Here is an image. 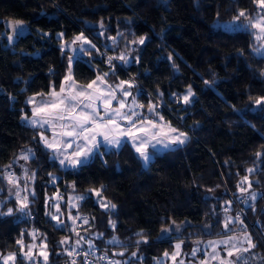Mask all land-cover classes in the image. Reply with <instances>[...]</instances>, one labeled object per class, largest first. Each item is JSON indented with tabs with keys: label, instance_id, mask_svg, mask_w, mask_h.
<instances>
[{
	"label": "trees",
	"instance_id": "1",
	"mask_svg": "<svg viewBox=\"0 0 264 264\" xmlns=\"http://www.w3.org/2000/svg\"><path fill=\"white\" fill-rule=\"evenodd\" d=\"M241 11L264 14L257 0H0V257L27 252L36 229L47 264H72L69 216L87 214L92 220L78 237L127 264H156L179 242L188 257L197 240L239 228L251 232L264 264V103L255 104L264 97V55L256 53L254 31L214 25ZM6 19L27 28L10 36ZM81 34L93 44L75 57V80L88 84L107 73L111 83L134 81L142 103L153 99L187 133L185 144L155 151L146 167L128 141L119 149L100 145L75 168L60 165L40 141L43 130L23 118L32 116L31 96L59 90L73 58L62 41ZM190 86L195 98L185 103L177 96ZM24 149L34 155L26 160L28 207L21 212L6 174ZM14 169L21 176V166ZM69 194L83 199L72 208ZM66 235L70 243H61ZM16 264L34 263L18 255Z\"/></svg>",
	"mask_w": 264,
	"mask_h": 264
},
{
	"label": "snow or ice",
	"instance_id": "2",
	"mask_svg": "<svg viewBox=\"0 0 264 264\" xmlns=\"http://www.w3.org/2000/svg\"><path fill=\"white\" fill-rule=\"evenodd\" d=\"M257 3L261 9H264V0H257ZM240 17H245V12L241 11L234 20H239ZM22 27V22L17 21L14 25V31L22 34ZM233 27H240V25L234 24ZM244 27L257 29L258 34H256V39L258 41L264 40V14L258 16L255 21L249 19L248 24ZM77 41H81L82 44L90 43L83 34L75 37L72 43H76ZM139 42L143 44L144 38H140ZM81 51H83L82 45ZM256 51L259 52L260 49H256ZM112 59L111 57L109 58V63H111ZM119 59L125 60V57L122 55ZM107 75V73H104L103 76L98 75L95 80L87 85H78L73 79L71 69L69 68V74L64 78L65 83L60 85L58 92L53 88L46 97L42 94V99L39 102H36L34 97L29 99L28 103L35 106L32 108L31 119L27 116L23 119L32 127L39 126L40 128H44L47 125L48 129L52 131L51 140L41 133L40 141L47 149L53 152L61 166L75 168L78 165H83L89 156L94 153V150L100 147L98 137H102L106 146H119L121 138L128 137L132 141L136 152L140 154L145 163L150 159L146 147L153 141L155 144L163 145L165 148H168L172 144L185 143L187 139L186 134L173 127L170 123H158L138 113L136 108L143 106L136 104L135 98L132 101L134 107H129L123 98L118 99L115 90L112 89L111 85L106 84L104 77ZM125 84H127L128 88L132 87L126 81H121L117 87L121 88L123 97H128L131 93L127 88L121 87ZM192 95L193 93L189 87L187 95L183 97L184 102L188 103ZM113 101H117L118 107L112 106ZM262 103H264V97L255 100V104L257 105H261ZM126 108L127 111H125ZM154 108L155 106L149 105L148 111L154 112ZM159 120L163 122V116H160ZM125 124L127 125L126 127L124 126ZM81 141L83 143H80ZM73 147L74 151L69 152L68 149ZM256 155L259 156L261 153H257ZM21 159L27 160L29 156L27 154L22 155ZM8 167L11 166L9 165ZM248 171L251 172L253 170L249 169ZM7 179L9 184L15 186L16 178L14 176L9 175ZM243 179L247 181V177ZM241 191L243 192L245 189L241 188ZM97 195H99V192H97ZM16 197L20 205L19 211L23 212L28 207L27 197L21 198L19 192L16 193ZM251 198L255 199V194ZM80 199H83V197H80ZM102 207L107 208L108 205L102 204ZM115 207L116 205H111V208L114 209ZM11 213L12 209H9L8 214ZM53 219H57V217L53 216ZM237 219L239 218L237 217ZM230 222V220L226 221L225 228L228 227V223ZM241 223L243 222L241 221ZM33 238H35V235H33ZM245 242L248 244V248H244L243 251H248L255 247V244L251 241V237L247 235H245L242 241H237L236 237H230L229 240L218 242L209 241V246L212 248L210 257L212 260H218L219 264H238L240 260L239 253L241 252V247H238V244L242 245ZM61 243H64V241ZM77 243L79 244V241ZM109 243L119 244L120 242L113 238ZM17 244L21 246V249L25 247L22 240H18ZM219 244L226 246L224 250L227 252V257H232L236 254V260L233 261L220 257L218 251ZM228 245H231V247H227ZM34 247L35 245H27V252L21 251L19 254L10 253L7 256L0 257V259L3 260V264H10V262L11 264H16L19 255L21 260L32 261V249ZM46 247L45 245L39 253L43 257L45 264H47L48 260ZM89 247H92L91 243ZM176 248L179 249L180 244H177ZM72 254V252L68 253L69 256ZM120 254L122 255V253ZM84 255L86 257L88 253H84ZM165 255L168 254L165 253ZM104 258L101 257V259ZM173 259H175V256H173ZM72 264H75V261ZM112 264H119V262H112ZM180 264H183V261ZM201 264H207V262L202 261Z\"/></svg>",
	"mask_w": 264,
	"mask_h": 264
},
{
	"label": "rangeland",
	"instance_id": "3",
	"mask_svg": "<svg viewBox=\"0 0 264 264\" xmlns=\"http://www.w3.org/2000/svg\"><path fill=\"white\" fill-rule=\"evenodd\" d=\"M243 12H245V11H243ZM261 14H263V13H261V11H260V12H258L256 14H254L252 17L247 18L248 17V14L245 12V17H240L239 20H234V19L233 20H229V21L216 20L215 23H214V25L216 27L222 28V29L227 30V31L252 30V31H254L255 38H256V34H258V30L257 29H254V28H251V27H244V26L248 24V20L249 19H252L253 21H255V19L258 16H260ZM16 22L17 21L16 20H13V19H6L5 20V32L7 34H9L10 36H13L14 34L18 33L16 31H14V25H15ZM234 24L235 25H240V27H233ZM22 25H23V27H22V30L21 31L24 32V30H26L25 28H27V26H26L25 23H22ZM59 36L61 38H63V36L61 34ZM83 36L90 43H83L82 44L81 41H77L76 43H72V41L75 38L73 40H71V41H67L65 39H63V41H62V47L65 48V49L71 50L72 53H73V58L71 60V65H70L69 68L71 69V75H72V77H73L74 80H75V78H74V75H73V68H72V66H73V61H74L75 57H77L80 54V52H81V45H82V47L84 49L87 45L89 46L90 44L91 45L93 44V42L91 41V39L89 37H87L85 35H83ZM256 49H260L259 52L256 51V53L258 55H264V40H260V41L257 40V48ZM111 58H113V57H111ZM68 74H69V69H68L67 75ZM98 75L99 76H103V74H98ZM96 77L93 80H95ZM104 79L106 81V84L107 85H111L112 89L115 90V93L117 95V98L118 99L123 98L126 101V103H127V105L129 107H134L132 101H133V98H135L136 104L143 106V107H137L136 108V111L138 113H141L143 115V117H147L149 119H152L154 121H157L158 123H169L166 120V117H165L163 111H161L160 104L159 103L155 102L151 98L147 100V103H142L141 102V100L139 98V94H140L141 91H140V88L139 87H136L135 86V82L134 81L121 79L120 81H118L116 83H111V82H109L107 80L106 77H104ZM121 81L129 82L132 85L131 88H128L127 84L121 86L123 88H127V90L131 93L130 96H128V97H123L122 96L121 88H118L117 87L118 85H120V82ZM75 82L78 85H87V84H81V83L77 82L76 80H75ZM63 83H65V79H64ZM190 88H191V91H192L193 95L189 98V101H193V99L195 98V93H194L193 88L191 86H190ZM188 89H189V87L184 92H182L179 96H177L183 102H184L183 97L185 95H187ZM56 91L58 92L59 90H56ZM30 98H32V97H30ZM149 105L155 106L154 112H149L148 111ZM112 106L113 107H118L117 101H113L112 102ZM143 108H145V111L143 110ZM125 111H127V108L125 109ZM160 116H163V118H164V121L163 122H160V120H159V117ZM124 126L126 127L127 125L125 124ZM178 130L181 131V132H183V133H185L186 134V137L188 138V135H187V133L185 131L180 130V129H178ZM42 132H44V131H42ZM125 138H128V137H122L121 138V144L124 142ZM97 139L100 141V145H105L104 142H103L102 137H98ZM128 140L133 145L132 141L129 138H128ZM153 144H155L154 141L152 143L148 144L147 147H146V150H147V153L150 156V159H149V161L147 163H145L144 160H143L145 167L148 166V164H149L150 160L152 159L153 154H154L155 151L162 152V151H165V150H168V149H173V148H176L178 146L183 145L184 143L183 144H172L168 148H165V147H163V145H160V144H155V146H153ZM29 150L30 149H24V150H22L20 152L19 156L16 159L17 160L21 159V156L22 155H25V154H27L29 156V158L32 157L34 155V153H33L32 150L31 151H29ZM21 160H22L21 161V164L23 166H25L24 167V170H26V166L29 169H27L28 171L26 170L25 173L23 174V176L21 177V176H19V175H17L15 173L14 165H12L11 167H9V168H12L11 175L16 178V184H15V186L12 185L10 190L12 191L13 195L15 194V196H16V193L19 192L20 197L23 198V197H26L25 196L26 194L24 193L25 192V187L22 184L23 183L25 184V182L29 180L30 175H31V169H30L29 165L26 164V160H24V159H21ZM21 169H22V167H21ZM8 173L9 172H7V174H6L7 177L9 176ZM22 173H23V171H22ZM96 196H97V199L100 202H103V198L100 195H97L96 194ZM80 197H82V196L75 195V194H69L68 195V201H69L70 207H72V208L73 207H76L77 206V204H76L77 203V200H79ZM54 209H55V212H54L53 216L58 217V211H57V209H58V203H57V201H55V203H54ZM73 215L74 214H72L71 217L69 216V219H70L71 224H72L71 230L73 231V233L76 236L77 233L80 232V229H74V218H73L74 216ZM244 228H246L245 225H244ZM246 231L247 232H244V233L241 234V236L243 238L242 237H238V236L236 237L237 238V241H242L244 239L245 235H247V236H250L251 237V241L254 244L253 235L251 234V232L249 230H246ZM32 234L35 235V238H34L35 241H34L33 244H31V245H35V247L32 249V254H33V260L32 261L34 263H38V264H45L43 262L44 261L43 257H41L39 255L40 250L43 248L41 242L39 241V235H40V233L39 232L36 233V229H34L32 231ZM229 238L230 237L216 238V239H211V240H208V241L197 240L196 242H194V244H193L194 246L192 247V249H191L188 257L186 255V253H183V245L185 243L184 242H179V243H177V244H180V248L179 249L175 248V251L173 253H170V254L165 255L164 257L158 259L156 261V264H162L164 262V259L166 261V260H168V258L173 261V264H180L181 261H183V264H201L202 261H206L207 264H219V261L218 260H212L211 257H210V253L212 252V248L209 246V241H217L218 242V241H222V240H229ZM62 241H64V243H70V237L68 235H66L63 238ZM83 242L84 241H80L79 243L80 244H83ZM86 242L87 243H91L88 240ZM227 247H231V245H228ZM238 247H241V252L239 253L240 260L238 261V264H260V261H261V258L260 257L261 256H260V254H257V251L255 250V247L249 249L248 251H243L244 248H248V244L246 242L243 243L242 245H239L238 244ZM225 248H226V246L224 244H219L218 245V251H219L220 257L227 258V259H230V260L235 261L236 260V254H234L232 257H227V252L224 250ZM19 253H21V251ZM193 253H195V254H193ZM173 256H175V259H173ZM32 261H29L28 260V262H32ZM118 262H120V260H118ZM169 264H172V263H169Z\"/></svg>",
	"mask_w": 264,
	"mask_h": 264
},
{
	"label": "built area",
	"instance_id": "4",
	"mask_svg": "<svg viewBox=\"0 0 264 264\" xmlns=\"http://www.w3.org/2000/svg\"><path fill=\"white\" fill-rule=\"evenodd\" d=\"M8 174L11 175V172H9ZM247 201L249 206L253 205L252 201ZM240 214L246 216L245 210L241 209ZM73 218L74 229H79L80 227L87 225V223L92 220V217L87 214L74 215ZM37 232L38 230H36V233ZM89 244L90 243H88L87 246L80 245V243L78 244L77 237L75 236L70 244L69 252H72L73 254L71 256L68 255L69 260H71L72 262L75 261L76 264H112V262H115L113 257L105 250V248H100L92 242V247L90 248ZM84 253H88V255L85 257ZM101 257L105 258L101 259ZM31 263L34 262L32 261Z\"/></svg>",
	"mask_w": 264,
	"mask_h": 264
},
{
	"label": "crops",
	"instance_id": "5",
	"mask_svg": "<svg viewBox=\"0 0 264 264\" xmlns=\"http://www.w3.org/2000/svg\"><path fill=\"white\" fill-rule=\"evenodd\" d=\"M31 97H34L35 98V101L36 102H39L41 99H42V97H39V96H35V95H33V96H31ZM44 97H46V96H44ZM35 105L33 104V107H34ZM29 119H31V116L29 117ZM173 126V125H172ZM36 127H39V126H36ZM174 127V126H173ZM40 128V127H39ZM44 132H40V135H41V133H43V135L44 136H46L49 140H51V138H52V131L51 130H49L48 129V127H47V125H45V127L44 128H41ZM46 131H48V132H46ZM188 139V138H187ZM126 141H128V142H130L129 140H128V138H125V140H124V142L123 143H125ZM187 141V140H186ZM185 141V142H186ZM80 143H83L82 141L80 142ZM122 143V144H123ZM131 143V142H130ZM122 144H120L119 146H106V145H104L106 148H117V149H119L120 147H121V145ZM185 144V143H184ZM68 151L69 152H72V151H74V147L73 148H69L68 149ZM91 156L92 155H90L89 156V158L84 162V164H86V163H88L89 162V160H90V158H91ZM21 159H19V160H15L14 162H13V164L12 165H20L21 167H22V171H23V173L21 174V177L23 176V174L25 173V171L27 170V169H29L27 166H26V170H24V167L25 166H23L22 164H21ZM59 161V160H58ZM64 169H68V168H72V167H70V166H62ZM11 170H12V168H9L8 169V171L7 172H11ZM28 171V170H27ZM76 199V198H75ZM77 200V199H76ZM75 200V201H76ZM240 230H238V231H236L235 233H232L230 236H228V237H242L241 236V234L242 233H244V232H247V231H245V230H242L241 228H239ZM87 236H85V235H82V236H79L78 237V233H77V240L80 242V241H86L87 240V238H86ZM243 238V237H242ZM85 243V242H84ZM120 253H122L123 254V251H121ZM117 258V259H116ZM121 258H118L116 255L114 256V260H115V262L116 261H118V260H120ZM128 263V259H125V260H120V262H119V264H127ZM169 263H172L173 264V261L171 260V259H169L168 258V260H166L165 261V259H164V262L162 263V264H169Z\"/></svg>",
	"mask_w": 264,
	"mask_h": 264
}]
</instances>
